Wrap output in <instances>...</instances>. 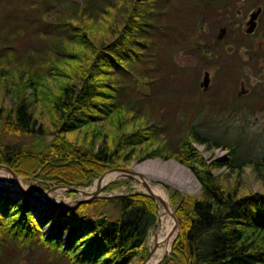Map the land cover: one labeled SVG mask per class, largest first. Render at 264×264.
I'll return each instance as SVG.
<instances>
[{
    "label": "trees",
    "instance_id": "trees-1",
    "mask_svg": "<svg viewBox=\"0 0 264 264\" xmlns=\"http://www.w3.org/2000/svg\"><path fill=\"white\" fill-rule=\"evenodd\" d=\"M1 1L0 22L9 0ZM166 1L58 0L67 4L61 25L65 38L62 47H51L43 69L0 58V164L48 189L89 186L134 158L173 157L192 170L200 186L196 195H171L179 230L161 264H264V147L258 160L237 166L238 171L251 166L260 181L258 190L245 189L239 180L229 181L228 173L214 170L234 169V145L225 162L207 163L197 158L191 142L229 148L228 142L212 141L191 128L180 139L179 152H171L157 144L154 111L143 110L141 97L127 94L142 79L152 83L153 78H144L150 77L151 63L173 67L170 58L157 54L166 49L162 33L176 37L180 29L172 13L177 5ZM178 1L190 6L189 0ZM192 1L199 17L205 9L216 10L215 0ZM197 21L192 23L196 35ZM169 102L159 95L160 106ZM32 206L0 189V264H22L20 257L39 248L52 263L129 264L147 254L157 217L153 198L140 192L100 196L49 214H37ZM51 221L60 223L59 231L46 235L43 226Z\"/></svg>",
    "mask_w": 264,
    "mask_h": 264
},
{
    "label": "rangeland",
    "instance_id": "rangeland-1",
    "mask_svg": "<svg viewBox=\"0 0 264 264\" xmlns=\"http://www.w3.org/2000/svg\"><path fill=\"white\" fill-rule=\"evenodd\" d=\"M70 1L75 2V0ZM169 1L173 6L177 5L172 13L176 18L178 28L180 27L179 34L175 37L171 32L170 36L162 33L161 42L166 49L157 50V54H164L165 57L170 58L169 64H173V67L170 70L169 65L163 64L160 68H156V63H151L148 66L150 77L144 78L145 82L153 78L152 83L145 84L142 79L143 82L138 87H134L135 91L133 89L127 92L129 99L137 95L138 99L141 97L143 100V110L148 113L149 110L154 111L152 118L158 126L157 144H163L171 152H179L180 139L185 137L191 128L201 136L213 139L212 141L228 142L226 145H229V148L222 146L209 148L205 143L191 142L197 152V158L201 157L207 163L215 160L225 162L230 156V145H234L236 151L234 169L231 168L230 171L222 166L221 169H215V171L228 173L229 181L239 180L245 189L258 190L260 181L252 167L244 166L241 171L237 168L244 161L258 160L264 147V82L259 84L257 81L258 78L263 77L254 73L252 62L243 59L242 54V47L247 46L243 41L248 42L250 38L232 29L228 32L226 41L229 42L230 36L235 34H240L242 41L234 45L233 52H229L225 44L218 45L211 41L216 39L220 27L234 14H229V17L228 15L221 16L215 9L210 11L215 14L205 9V14L199 17L194 1L189 0L190 6L187 8L180 5L178 0H167L166 5H169ZM121 3L123 1H120ZM5 5L8 8L2 11L1 16H3L0 22V58L17 65L26 64L36 69H43L41 64L49 58L48 55L53 49L51 47L54 44L63 46L62 41L65 34L61 25L65 23L64 14L67 4L63 5L58 0H9ZM117 18H119L118 15ZM195 21L200 26L197 35L194 32L196 28L192 26ZM163 23L162 19L160 24ZM234 58L237 64L233 61ZM143 66L141 64L140 68ZM205 71L209 72L210 80L208 88L202 90L200 82L203 80ZM239 79L244 80V88L247 89V92L241 93L240 96L237 95L240 89ZM128 82L133 83L132 78H129ZM169 87L174 89H168ZM164 90L165 93H163ZM2 95L3 91L0 89V99ZM159 95L170 101L167 107L160 106ZM49 139L50 137L47 141ZM27 140L31 142L32 139L28 137ZM158 158L178 162L188 169L189 174L194 178L192 170L173 157L167 159L161 156L138 157L132 159L126 168L131 169L134 162ZM20 179L26 183L25 189L37 196L32 206L37 214L39 212L49 214L57 209L74 207L75 200L87 197L81 193L68 194L67 190H61V192H51L52 200L46 201L41 195L49 191L51 187L43 188L42 182L34 178L21 177ZM194 181L196 184L188 188L164 183V187L168 189L166 193L172 211H174V205L171 204L170 197L174 192H178L180 198L186 194H198L200 185L195 178ZM115 182L119 185L107 190L103 188L102 193L97 197L144 191L136 179H117ZM15 183L14 178L0 173V189L16 190L18 186ZM91 185L82 188H89ZM59 227V222L51 221L43 226V231L47 235L55 229L59 231ZM154 227L156 228V225ZM68 231L70 230L64 232V236L68 235ZM148 239L146 248H148ZM38 251V253L20 257L19 261L22 264H66L63 260L52 263L50 258L43 254L42 248ZM2 252L7 251L2 250ZM9 255L15 258L19 256V253L9 252ZM141 262V259L137 257L129 264H140Z\"/></svg>",
    "mask_w": 264,
    "mask_h": 264
},
{
    "label": "bare ground",
    "instance_id": "bare-ground-1",
    "mask_svg": "<svg viewBox=\"0 0 264 264\" xmlns=\"http://www.w3.org/2000/svg\"><path fill=\"white\" fill-rule=\"evenodd\" d=\"M116 168H126V167H116ZM110 169H114V168H110ZM110 169H108L109 171L106 170L100 175L101 176L100 180H96L100 176L94 179L93 181L94 183L89 188L83 189V191H85L88 194H91L95 192L99 187L100 188L102 187L103 189L107 185H109L112 181L115 182L117 179H121V180L123 179L127 180L131 178L136 179L140 183L139 185L140 188H142L144 191H133L129 193L140 192L147 195V193L149 192L156 198V202H157V206H156L157 223L155 222L156 224H154V226L156 225V228L153 227L150 230L151 233L149 232L150 235H148L147 237L149 238L148 248H147L148 252L144 256V258L141 259L142 262L140 264H161L163 259L170 255L172 251V244H173L172 241L176 234V222L173 217L174 211H172V209L169 206V197L167 196L166 193V190L168 189L164 187V183L168 182L172 186L188 188L196 184V182L194 181V178L196 179L195 175L193 174L194 175L193 178V176L189 174L188 169H186L184 166H182L181 164H179L178 162L172 159L165 161L159 158L149 159L142 162H134L133 167L131 169L126 168L129 171L127 173L118 170H110ZM215 169H221V167ZM0 173L10 176L9 173L3 170H0ZM217 173L223 174V172L221 171ZM15 182L17 186H21L22 188H26L27 186L26 183H24L20 178H18V180H16ZM61 190L64 189L58 188L52 191H47L43 193L41 196L46 201H51L52 198L50 193L53 191L61 192ZM117 194H125V192L117 193ZM178 230H179V225H178Z\"/></svg>",
    "mask_w": 264,
    "mask_h": 264
},
{
    "label": "flooded vegetation",
    "instance_id": "flooded-vegetation-1",
    "mask_svg": "<svg viewBox=\"0 0 264 264\" xmlns=\"http://www.w3.org/2000/svg\"><path fill=\"white\" fill-rule=\"evenodd\" d=\"M215 1L217 5L214 6L219 15H228V17L229 14L234 15L232 17H229L223 24V26L220 27L219 33L216 35V39L211 42L218 45L225 44L227 51L233 52L234 45L239 41H242V36L240 34L232 35L228 40L229 42H227L226 40L229 31H231L232 29H236L239 33L242 32L244 36L249 37L250 40L248 42H246L245 40L243 41L247 45L246 47H242L243 59L251 61L254 73L258 76L263 77H257L258 83L261 84L262 82H264V0ZM251 26L253 27V30L251 32H248L247 30ZM222 28L223 32L220 33V30ZM233 61L235 63L237 62L235 58L233 59ZM208 78H210L209 72ZM239 87L240 89L237 92V95L240 96L241 93L247 92V89L244 88L243 79H239Z\"/></svg>",
    "mask_w": 264,
    "mask_h": 264
},
{
    "label": "water",
    "instance_id": "water-1",
    "mask_svg": "<svg viewBox=\"0 0 264 264\" xmlns=\"http://www.w3.org/2000/svg\"><path fill=\"white\" fill-rule=\"evenodd\" d=\"M252 30H253V27L251 26V27H249V29L247 31L248 32H251ZM221 32H223V28L220 30V33ZM208 82H209L208 72H205L204 73L203 80L200 82V87H202V90H206L207 89ZM0 170L6 171L7 173H9L10 176L12 178H14L15 181L18 180V178H21L10 167H8L6 165L0 164ZM110 170H118V171H122L124 173L129 172L126 168H114V169H110ZM100 178H101V176L99 178H97L96 180H100ZM58 188H62L64 190L71 191V192H75V193H81V194L87 196L85 199L76 200L75 201L76 204L77 203H80V202H83V201L91 200L92 198L97 197V196H99L102 193V187L101 188L99 187L95 192H93L91 194H88L85 191H83V189H86V188H82V187H72V186H63V185H60V186H52L49 189V191H52V190L58 189ZM8 191L14 192L20 198L29 200L31 202H33L34 199H36V197H37L36 195L32 194L30 191L26 190L25 188H22L21 186H18V189H16V190H8ZM147 195L151 196L154 199V201L156 203V206H157L156 198L152 194H150L149 192L147 193ZM173 217H174L175 222H176V234L174 236V239H175L176 238V235H177L178 224H177V220H176V217H175L174 213H173ZM156 223H157V218H156ZM174 239H173V241H174ZM173 241H172V243H173Z\"/></svg>",
    "mask_w": 264,
    "mask_h": 264
}]
</instances>
